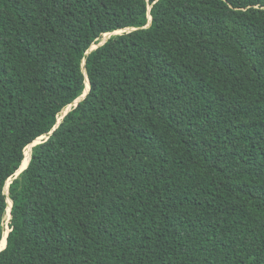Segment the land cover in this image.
<instances>
[{
    "label": "trees",
    "instance_id": "obj_1",
    "mask_svg": "<svg viewBox=\"0 0 264 264\" xmlns=\"http://www.w3.org/2000/svg\"><path fill=\"white\" fill-rule=\"evenodd\" d=\"M8 198L0 264H264V0H0Z\"/></svg>",
    "mask_w": 264,
    "mask_h": 264
},
{
    "label": "water",
    "instance_id": "obj_2",
    "mask_svg": "<svg viewBox=\"0 0 264 264\" xmlns=\"http://www.w3.org/2000/svg\"><path fill=\"white\" fill-rule=\"evenodd\" d=\"M150 18H151V16H150ZM119 33H121V31H116V32L111 33V34H109V35L111 36V35H113V34H119ZM110 36H109V37H110ZM109 37H108V38H109ZM107 40H108V39H107ZM107 40H105L102 44L98 45L97 48L103 46V45L107 42ZM92 47H93V46H92ZM92 50H93V48H91V51H92ZM85 73H86V71H85ZM87 83H88V87H89V82L87 81ZM87 94H88V91L86 90V91H85V94L83 95V98H85ZM80 101H81V100H77L75 103L71 104V105L67 108V109H68L67 112H64V111H63V112H64V115L62 116V119H63V118H64V117H65V116L71 111L72 107H73V106L76 107V106L79 104ZM63 112H62V114H63ZM60 121H61V120L59 119L58 124L56 125L55 129H56L57 126L59 125ZM48 138H49V137H45V136H43V137L37 139V140L34 141L32 144H30V145L27 147V149L30 148V150L32 151V149H33L34 146H36V145L42 143L44 139H48ZM24 160H25V159H24ZM24 160H23V162H22V164H21L20 169H19V170L17 171V173H16V177H18V176H19L24 170H26V169L28 168V165H27V167L23 168ZM9 182H10V184H11V180L8 181V183H7L6 187H5V194H6L7 196H9V186H10ZM7 188H8V192L6 191ZM9 199H10V198H8V203H9ZM10 200H11V199H10ZM11 202H12V200H11ZM8 208H9V206H8ZM12 208H13V202H12L11 213H10V214H11V217H10V219L8 220V223H9L10 220L12 219ZM7 214H8V213H7ZM7 228L9 229V227H8V226L6 227V233H5L6 238H8V235H9V233H10V231H11L10 229L7 230ZM3 239H4V238H3ZM2 241H3V240H2ZM1 244H2V242H1ZM1 244H0V252L4 251V250L6 249V247H7V241H6V245H5L4 248L1 247Z\"/></svg>",
    "mask_w": 264,
    "mask_h": 264
},
{
    "label": "bare ground",
    "instance_id": "obj_3",
    "mask_svg": "<svg viewBox=\"0 0 264 264\" xmlns=\"http://www.w3.org/2000/svg\"><path fill=\"white\" fill-rule=\"evenodd\" d=\"M108 37V36H107ZM27 155H26V157H25V160H24V163H23V168H25V167H27V165L30 163V159H31V153H32V151L30 150V148H28V150H27ZM7 192H8V188H7ZM12 207V202L11 203H9V208H8V211L10 210V212H8V214H7V219H9L10 218V216H11V208ZM9 230V229H8ZM6 241H7V238H6V235H5V237H4V240H3V242H2V244H1V247L2 248H4L5 247V245H6Z\"/></svg>",
    "mask_w": 264,
    "mask_h": 264
},
{
    "label": "rangeland",
    "instance_id": "obj_4",
    "mask_svg": "<svg viewBox=\"0 0 264 264\" xmlns=\"http://www.w3.org/2000/svg\"><path fill=\"white\" fill-rule=\"evenodd\" d=\"M121 32H124V31H121ZM107 36L109 37L110 35L108 34V35L104 36V38L102 39V42L99 43V44H95V45H93L92 48H93V49H96L98 45L102 44L105 40L109 39ZM67 111H68V109H66L64 112H67ZM64 112H63V114H61L62 116L64 115ZM61 119H62V117H60V120H61ZM26 155H27V153H26ZM28 165H29V164H28ZM6 191H7V189H6ZM9 203H11V200H10V199H9ZM10 209H11V208H10ZM8 212H10V210H9ZM8 220H9V219L6 218V227H7L8 224H9V223H8ZM7 230H8V228H7Z\"/></svg>",
    "mask_w": 264,
    "mask_h": 264
}]
</instances>
